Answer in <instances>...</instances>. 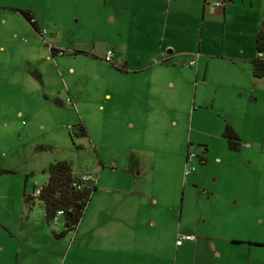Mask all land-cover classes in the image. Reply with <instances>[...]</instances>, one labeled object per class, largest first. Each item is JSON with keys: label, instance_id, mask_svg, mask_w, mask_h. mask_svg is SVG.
Returning <instances> with one entry per match:
<instances>
[{"label": "rangeland", "instance_id": "1", "mask_svg": "<svg viewBox=\"0 0 264 264\" xmlns=\"http://www.w3.org/2000/svg\"><path fill=\"white\" fill-rule=\"evenodd\" d=\"M177 5L176 0H0V264H264V143L260 150L255 135L264 133V122L255 123L252 115L260 105L237 119L240 140L251 145L229 148L220 133L213 134L211 108H183L192 101L193 87L189 71L180 68L174 70L180 89L172 111L179 122L159 126L155 116L140 110L138 127L129 137L120 136L121 76L102 58L105 48L119 46L127 55L142 49L148 55L167 24L194 27L195 53L198 23ZM14 6L32 10L41 35ZM249 11L228 15L223 37L220 14L212 36L203 28L201 44L205 38L214 42L213 50L226 51L240 41L256 52L247 20L253 24L254 12L264 17V0H253ZM133 27L148 28L140 32L141 45L127 41L125 30ZM45 40L64 52L45 58ZM78 121L85 134L73 131ZM129 146L137 147L140 162L149 166L146 184L158 197L141 206L139 221L123 222L117 217L123 198L113 182L117 168L109 169L108 158ZM187 149L195 152V166L184 175ZM58 158L67 159L74 172H90L97 186L78 223L63 232L60 215L46 219L36 195L29 206L23 201V192L43 183L48 162ZM184 232L192 238H182L178 248L175 238Z\"/></svg>", "mask_w": 264, "mask_h": 264}, {"label": "crops", "instance_id": "2", "mask_svg": "<svg viewBox=\"0 0 264 264\" xmlns=\"http://www.w3.org/2000/svg\"><path fill=\"white\" fill-rule=\"evenodd\" d=\"M160 1H166V3L169 2V4L171 2V0ZM176 1L178 5L175 9L182 8L185 10V13L192 16L190 18L191 22L194 23L196 21V23H198L197 45L195 46L196 54L192 50V45L196 40V31L193 26H190L188 29H179L174 26H167V24L162 25L157 36V41L152 42L149 49L150 53L154 50L157 53L156 56L150 53L147 55V53L141 51L142 49H134L131 55H127L119 46L114 47L110 44L106 47H111L113 49V59L119 66L114 65L113 67L109 63L106 64L109 65L111 69L119 72L121 76L120 87L116 91V97L121 106V113L125 119L122 123L123 125L120 126V130L122 131L120 136L123 138L129 137L128 134L133 133L138 127L136 126L135 116L138 115L140 110L148 116H155L157 118L156 123L159 126L167 123L176 125L179 122L176 117L177 113L172 112L176 110V95L180 89V85L178 91L175 88L180 82V77L174 73V70L186 68L189 71L188 79L190 82L192 81L193 97L191 102L185 101L183 103V108H187L190 104L191 107L203 106L211 108L213 113L208 122L214 125L215 130L213 134H221L224 125L229 124L240 138L241 133L239 132L237 119H242L245 114H250L257 105L260 106H257V110L254 109V114H252L255 117V123L262 124L264 122V74L261 76H254L251 73L250 58L255 52L246 48L245 43L242 44L238 41L235 43V48H230L226 51H215L212 49L214 48L213 41H208L204 38V43L203 45L201 44V34L204 32L203 28L205 27L206 34L212 36V29L215 28L218 19H220V14H222L220 31L221 37H223L226 17L238 13L242 15L246 14L248 7L251 8V11L248 13L250 15V12H253V0H224L222 5L212 4L214 0ZM261 5L263 6V4ZM260 6L257 5V8ZM28 9L34 17V24L38 27V30H35L33 25L29 21L28 22L33 29L41 35L43 28H40V22L32 10L30 8ZM252 14L254 15L252 20L253 24L247 20V27L250 29L253 26L252 32H254L257 29L261 16L257 12ZM243 24L245 26L246 21ZM145 29L147 30L148 28L133 27L129 30H125L131 37L127 40L130 42L129 44H131V46L136 44L141 45L140 41L143 40H139L138 37L140 36V32ZM239 31L241 32V28H239ZM244 31L243 29V33ZM133 36L136 37V39H133ZM35 37L34 35L33 38L35 39ZM45 42L48 51L44 52L43 56L51 60V57L54 56L56 52H51L48 43L57 47L60 46L47 40H45ZM222 42L223 40L219 44ZM181 44H183V46H181ZM78 50L80 49H74V51ZM81 52L82 54L93 56L98 60L104 59L95 54L90 55L88 51L85 50H81ZM153 56L156 57L157 60H154ZM180 57L182 58L180 59ZM190 57L195 58L194 65H188L186 63ZM56 58L57 57H55V59ZM117 58L120 60L117 61ZM67 69H71V66L69 65ZM225 72H227V77L224 75ZM168 90L170 91L166 94ZM155 95L159 96L156 97ZM104 96L109 98L111 96L110 91H104ZM252 104H254V106L250 107ZM226 105H228V109L224 110V106ZM235 110L238 112H235ZM191 119L192 116L190 120ZM190 123L192 124V121H190ZM255 135L257 138L260 137L258 138V144L260 150H262L264 133L259 134V136L258 134ZM222 137L224 138V136ZM198 143L202 144L204 149H207L206 142L202 141ZM250 145L249 142L247 146ZM137 149L138 148L135 146H129L128 149L123 151L121 156H119V154H112V156L108 158L109 161H112L109 164V169H113L114 167L117 168L114 172L116 176L113 175V182L115 184V189L121 190L117 193L118 195H122L123 198L120 202L117 217L123 222H128L131 219L139 221L141 206L144 203L155 204L158 197L153 189L146 184L149 166L146 162L142 165L140 162L142 157L138 154ZM256 149L258 152V146ZM251 156L252 154H250V157ZM199 159L202 160L204 157L199 155ZM118 166L121 168H118ZM122 171L123 174L121 173ZM154 220L155 219L152 218V221ZM240 239L243 238H235L232 239V241H241ZM245 239L248 240V238ZM183 242V239L179 242L175 241V245L179 248ZM212 246L214 254L218 255L220 250L215 247L214 241Z\"/></svg>", "mask_w": 264, "mask_h": 264}, {"label": "trees", "instance_id": "3", "mask_svg": "<svg viewBox=\"0 0 264 264\" xmlns=\"http://www.w3.org/2000/svg\"><path fill=\"white\" fill-rule=\"evenodd\" d=\"M13 8L18 10L33 25L35 30H38V27L34 24V17L28 8L20 6H14ZM254 46L256 52L250 58L251 73L254 76H261L264 74V57L262 55L264 53V17L259 20L255 31ZM49 47L51 52L64 51L63 48L52 44ZM112 60L109 62L119 66ZM75 126L77 130L74 129L73 131L80 134L86 133L87 130L82 121L76 122ZM221 134L225 138L227 147L239 148L241 146V140L231 125L225 124ZM3 170L4 168L0 167V172ZM46 171L47 177L39 185V191H34L37 187L35 186L32 192H23V201L29 206L33 202V196L36 195L42 204L46 219H53L56 209L61 208L62 211L58 215L62 218L63 226L59 232H63L78 223L90 194L96 187L95 178L90 179L80 187H76L71 181L78 172L72 171L69 161L65 158L48 162Z\"/></svg>", "mask_w": 264, "mask_h": 264}, {"label": "built area", "instance_id": "4", "mask_svg": "<svg viewBox=\"0 0 264 264\" xmlns=\"http://www.w3.org/2000/svg\"><path fill=\"white\" fill-rule=\"evenodd\" d=\"M224 0H214L212 1V4H223ZM44 31V29H42ZM50 45V43H48ZM112 54H113V49L111 47H108L105 49L104 54H103V58L105 60L110 61L112 59ZM154 60H157L156 57L153 56ZM186 63L188 65H194L195 64V58L194 57H190ZM249 141H241V145H248ZM195 155V152L192 150H186L185 152V164L183 167V173L184 175L188 174L195 166V163L193 162V157ZM95 177H93L91 175L90 172L88 171H82V172H78L74 175V178L72 179V184L75 185L76 187H80L82 184L86 183L87 181H89L90 179H94ZM35 192L39 191V186H37L34 189ZM61 208H57L55 211V214L53 216V220L57 219L58 214L61 212ZM182 238H192V235L189 233H184L179 235L176 238V242H179Z\"/></svg>", "mask_w": 264, "mask_h": 264}]
</instances>
